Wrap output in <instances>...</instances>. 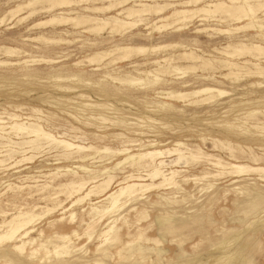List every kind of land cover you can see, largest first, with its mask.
I'll return each instance as SVG.
<instances>
[{
    "label": "rangeland",
    "instance_id": "374dc122",
    "mask_svg": "<svg viewBox=\"0 0 264 264\" xmlns=\"http://www.w3.org/2000/svg\"><path fill=\"white\" fill-rule=\"evenodd\" d=\"M20 1L25 0H0V20L9 9L21 3ZM211 1L215 0H206V2ZM72 8L75 9V12L80 9L75 6ZM40 11L43 10L36 11L37 14L33 13L21 19L29 13L28 9H25L20 12L22 14L19 13V15L10 18L11 20L5 19L6 21L0 22V112L5 109L7 113L16 114L21 118L39 119L37 122L55 137L72 140L75 144L93 143L95 146H108L112 149L124 147L130 151L133 149L134 152L137 148L153 142L158 143V148L161 149H174L176 148L175 143L180 142L188 145V147L191 146L190 148L197 146L205 153L219 155L227 159L229 158L228 155H231L227 149L212 147L211 144H208L214 137L221 141L227 139L232 145L242 148L241 153L236 152L234 154L237 156L236 162L253 167H264L263 76L254 79L243 77L238 80H231L220 77L226 72L224 70L195 69L193 71L186 70L184 74L161 75V77L159 76V84L157 83L158 85L155 84L153 87L143 86L139 83L122 85L116 80L125 78L127 73L135 74L134 70L138 69V64L141 65L145 61L151 63L146 64V67L140 66V70L155 68L153 61L164 59L172 51H176V49L169 47L161 48L156 52L148 53V55L144 54L145 56L139 54L141 57L138 55L134 57L135 59L132 58L127 62L107 67L104 66L107 60L98 63L93 62L94 65L92 62H83L78 64L79 66L74 64L85 59L86 54L105 50L115 43L149 47L163 46L172 42H185L188 44L187 49L196 50L197 55L206 58L208 56L222 58L223 56L213 50H220L228 43L234 45L245 39H253V42H257L262 33L257 30L231 32V29L240 24L219 21L214 18L206 19V21H197L196 19L188 29L174 33L168 29L163 33L153 31L150 34V28L146 25L135 27L129 33L122 35L110 36L108 30L89 34L87 32L77 33L81 29L73 28L69 24L34 26V24L49 19L53 14L58 13L57 11ZM113 14L115 12L111 13V15ZM202 28L226 31L230 29L228 32L230 35L226 32L222 34L211 30L202 31L203 33L196 32L197 29ZM135 33L141 34L140 39L138 36L132 35ZM39 36H43L48 42L42 43V40H39V43L36 42L37 39L34 38ZM62 38L69 42L63 41L57 42V44L50 41ZM165 41L168 42L165 43ZM10 48L14 50V53H6V49ZM245 60L264 66L263 62L250 59L249 56H240L235 61L243 62ZM177 64L188 65L187 62H178ZM117 67L120 68L116 69ZM105 73H109L110 76H106ZM69 74L70 76H68ZM72 74L81 75V79L73 77ZM208 76L211 77L207 78ZM245 79L247 81H244ZM184 82H188L189 88H187L188 86L183 87ZM56 86L78 87L74 88L73 92L59 90ZM100 86L103 90L113 86L119 92L117 91L115 96L109 97L99 95L97 92ZM180 86L182 87L180 88ZM205 86L214 87L226 93L210 101H199L205 98L204 95L186 98H169L166 96L167 92L186 93ZM79 94L87 97L76 98L75 96ZM72 97L74 99L65 100ZM87 103L100 104L101 106L98 108L87 107L85 105ZM214 103L216 104L214 105ZM163 104H166L168 108ZM15 106H18L19 109L14 108ZM30 108L39 111L32 112ZM250 111H257L256 115L254 114L256 119L253 115H249L248 112ZM96 112L101 117L94 121L93 117L98 115ZM68 114L73 118L71 119ZM5 117L2 115L3 122L6 124L8 120ZM122 121L128 125L124 127ZM86 122H89L88 125L83 124ZM257 123H262L261 125L258 124L260 128H253ZM72 127H76L78 130H72ZM114 134H120L119 138L110 137ZM97 136L102 137L97 138ZM10 137L13 142L17 143L21 140H27L24 137L21 140L12 135ZM5 141V139L0 141V151L7 150L4 147V144H7ZM248 146L251 148L249 151ZM12 150L14 151L10 153H12V157L15 153L14 157H11V160H7V156L2 157L5 159L6 166L0 167V197L2 196L0 198V210L6 212L5 218L10 217L9 214L15 213L17 211L15 209H18L19 206L26 207L25 203L28 207L32 204L38 206L45 204L44 200L38 199L36 194H33L32 197L23 196L24 199H19L16 196L19 194V189H7L6 184L12 183L16 187L42 184L43 181L48 180L42 175L53 172L55 168L81 163L73 159L55 156L57 152L53 149L49 150L45 146L39 151L24 152L25 157L32 155V159L15 165L22 153H19L18 145H14ZM143 152L149 157L151 150L148 149ZM160 153L162 155L159 158L162 160L175 158L172 154H166L162 151ZM251 154L257 156V162H252L249 159L248 156ZM109 156H104V159L109 158ZM2 158L0 157V159ZM119 158L122 159L120 156H115L103 163L97 162L98 159H95L96 162L93 164L89 163L91 161L83 164H90L91 169H95L101 164L109 163L107 166H110V164L116 163ZM230 159L232 162L234 161L232 158ZM148 160L146 159V161ZM26 167L27 169H24ZM168 168L169 166H166L163 170ZM173 168L182 170L180 173L182 176L193 175L196 177L200 176L199 172L203 168L213 169L204 158L191 167L178 164L177 168ZM130 171L126 166L123 171L116 172L117 176L113 180L111 191L118 188L116 185L119 181L121 182L124 177L133 173V175H143L141 176L143 179L138 180L141 185L151 183L157 185L161 181L157 177V179L145 177L146 172H142V170ZM211 173L213 174V172ZM24 175H31L35 178L21 181L23 178L19 177ZM64 180V176H57L52 184L55 186L60 181L63 183ZM262 180L264 181L262 175L251 172L238 176H229V174L209 175L199 181H193L190 178L186 184L179 183L177 187L174 186L175 188H168V186L160 184L143 192L137 201L126 203L127 205H124L122 210L115 213L113 217L108 219L104 216L97 224L89 225H87L88 201L71 206L72 200H65V196L60 195L59 199L63 201L62 205L52 209L53 212L50 211L49 215L46 214L37 220L24 239L0 244V264L3 261H11L13 264H264V182ZM35 181L36 183H34ZM208 182L212 183V187L206 188L205 184ZM201 187H203L202 190ZM4 190L7 193H4ZM21 191L26 193L28 189ZM31 191H35V188ZM98 200L100 199L91 197L92 203ZM8 204H12V207ZM71 214L72 219L70 218ZM4 216H0V222ZM115 218L118 219L115 228L108 237L109 240L103 242L102 238H98V234L101 230L106 229V226ZM181 219L184 221L180 222ZM168 227H171L169 231L165 229ZM86 234L91 235L87 238ZM61 236L67 238L62 240ZM31 240L33 243L26 244L22 251L15 250V246ZM31 247L35 248L33 254H31ZM61 247H67L68 254L56 256L54 252L61 253ZM43 250L48 253L45 254Z\"/></svg>",
    "mask_w": 264,
    "mask_h": 264
},
{
    "label": "bare ground",
    "instance_id": "6f19581e",
    "mask_svg": "<svg viewBox=\"0 0 264 264\" xmlns=\"http://www.w3.org/2000/svg\"><path fill=\"white\" fill-rule=\"evenodd\" d=\"M201 4H203V5L201 6ZM72 6L79 7L80 8L79 11L75 12V9H73ZM25 9H28L29 13L27 14V16L22 17L21 19L26 18V17L32 15L33 13L37 14L36 11H39V10H43V11L45 10V12L46 11H48V12L49 11H52V12L57 11L58 12L56 14H53V16L50 17L49 19H46L44 21H41V22L34 24V26H40V25L42 26L45 24H50L51 26L53 24L54 25L55 24H69L73 28L81 29L77 33L87 32L89 34V33H98L99 31H102V30H108L107 32H108V35H110V36H113L115 34L122 35V34H125L127 32L129 33L130 30H132L133 28L138 27L140 25L149 26V28H150L149 33L150 34L153 31H160L163 33V31H166L168 29L171 30L170 31L171 33H174V32H178L181 30L188 29L192 25L193 21L196 19H197V21H206V19H209V18H212V19L214 18V19H217L219 21H224V22H235L236 24H240V25L236 26L235 28L231 29V32L232 31H239V32L241 31L242 32V30L247 32V31L257 30V31H259V33H262L259 36V41H257V42H253V39L252 40L251 39H245L244 41L242 40L238 43H235L234 45L232 43L227 42L228 44L226 46L222 47L220 50L214 49L213 51H216L217 54L223 56L222 58L216 57V56H212V57L208 56L206 58V57L197 55L195 53L196 50L194 51L191 48L187 49L188 44L185 42H172L170 44L163 45V46H149V47L133 46V45L124 44V43H122V44L115 43L111 47H109L105 50L98 51V52L96 51V52H93L89 55L86 54L85 59L79 60L76 63H74V64L78 65V64H81L83 62H87V63L92 62V64L94 65L93 62L98 63L100 61L107 60V63L104 65L105 67H107L109 65H115L118 63L127 62V61L131 60L132 58L138 56L139 54H143V56H145L144 54L148 55V53L156 52L157 50H159L161 48L169 47L171 49H176V51L175 50L172 51V53L170 55L168 54L169 55L168 57H166L164 59L153 61L152 63L155 65V68H153L151 70H140L139 69L140 66L144 65L146 67V64L148 65V63H151L149 61H145V62L141 63V65L138 64V69L134 70L135 74L127 73L126 74L127 76L125 75V78L116 79L122 85L125 83L132 84V85L139 83L143 86L149 85V86L153 87V85H155L157 83L159 84L161 75L163 76V75L171 74V73L184 74L186 70L193 71L195 69L224 70L226 72L221 74L220 77L223 79L225 78V79H231V80H238L239 78H243V77L246 79L247 78H253L254 79L255 77H262V76L264 77V66H261L259 63L255 62L258 60V62L260 61V62L264 63V0H226V1L215 0V1H211V2H206V0H25L21 3L16 4L13 8L9 9L5 14L3 13L4 16L0 20V22L3 20L6 21L5 19L8 20L12 17H15V15L16 16L19 15V13ZM43 11H40V12H43ZM112 12H115V14L111 15ZM260 13H262V14L259 15ZM20 14H22V13H20ZM244 21H246V23H243ZM8 23H10V22L8 21ZM199 25H202V24H199ZM206 30L218 31L219 33L223 34L224 32L228 33L230 29H228V31H226V30H219V29L214 30V28H202V29H197L196 32L203 33L202 31H206ZM156 34H157V32H156ZM132 35L138 36L139 37L138 39H140V37H141L140 33H135ZM170 36H172V35H170ZM171 38H173V37H171ZM34 39H37L36 42L38 41V43H39V40H42L43 41V42L41 41L42 43H44V41L48 42V40L46 38H44L43 36H39V37H36ZM165 40H166V37H165ZM50 41L54 42V43L63 42V41L69 42L63 38L57 39V40H50ZM166 42H168V41H165V43ZM112 43H113V41H112ZM45 44H47V43H45ZM137 44H135V45H137ZM88 45H90V44L88 43ZM1 49H3V48H1ZM6 53H14V50H12L11 48L6 49ZM0 56H1V54H0ZM11 56H14V55H11ZM139 56L141 57V55H139ZM240 56H247V57L249 56L250 59L252 58L255 60L254 61L255 63L248 61V60H245L243 62L235 61L236 59L240 58ZM7 57H9V56L7 55ZM18 57H20V56H18ZM29 61H31V60H29ZM46 62H48V61H46ZM178 62H187L188 65H185V66L178 65L177 64ZM161 63H163V64H161ZM12 65L15 66L14 64H12ZM8 67H10V66H8ZM68 67H70V66H68ZM119 68L120 67H117L116 69H119ZM105 75L110 76L109 73H105ZM68 76H70V74ZM73 77H77L78 79H81V75L76 74V75H73ZM209 77H211V76H208L207 78H209ZM112 79H114V78H112ZM246 79L244 81H247ZM258 79H260V78H258ZM173 80H175V79H173ZM239 81H241V80H239ZM164 83H165V81H164ZM262 83H264V82H262ZM183 84H184L183 87L188 86L187 88H189L188 82H184ZM56 87H58L59 90L73 91L74 92V90H75L74 88H77L78 86L77 87L76 86L75 87H73V86L72 87L56 86ZM112 87L111 86L106 87V89L103 90V88H101V86H100L99 89L96 88V89H98L97 93H99V95H105L106 97H109L112 95L115 96L118 90L114 89L115 87H113V88ZM181 87L182 86H180V88ZM253 87H254V85H253ZM257 87H258V85H257ZM250 88H252V87L250 86ZM224 93H226V92L223 90H220V89H217L214 87L205 86V87H200L199 89L192 90L191 92H186V93H181V92H177V91L167 92L166 96L169 98H186L188 96H194V95L203 96L204 95L205 98H203L199 101H210V100L214 99L215 97L223 95ZM131 94H132V92H131ZM118 95L121 96L120 93H118ZM75 97L76 98H84L87 96H84L83 94H79V95H76ZM125 98H123V99H125ZM72 99H74V98L72 97V98L65 99V100L69 101ZM223 99H224V96H223ZM194 102H196V101H194ZM216 103H217V101H216ZM216 103H214V105ZM85 105L87 107L91 106L92 108L93 107L98 108L101 106L100 104L94 105V104H90V103H87ZM163 106H166V104H163ZM160 107L162 108V106H160ZM14 108L19 109L18 106H15ZM164 109H166V108H164ZM30 110L32 112L39 111V110L33 109V108H30ZM260 111H262V110H260ZM46 112L47 111H45V113ZM156 112H159V111H156ZM38 113H40V112H38ZM243 113H245V112H243ZM248 113H249V115H253V117H254L256 115L255 113H257V111H250ZM64 114H66V113H64ZM96 114H98V115H97V117H93L94 121L96 119H100V117H101L99 113L96 112ZM2 115H5L6 116L5 118L8 120L6 124L3 122ZM41 115H43V114H41ZM68 116H71V115L68 114ZM255 117H254V119H256ZM257 117H259V116H257ZM31 118H33V117H31ZM31 118H27V117L21 118L20 116H18L16 114H12V113L9 114L6 112L5 109H2V112H0V138H1V140L5 139L7 141V144L5 143L6 141L4 142L5 143L4 147L7 148V150L0 151V157L1 158L2 157L4 158L5 156H7L8 159L7 158L6 159L11 160L14 157L15 153H13L14 155L12 157L11 156L12 153H10V152L14 151V150H12L14 145L15 146L18 145L20 148L19 153H22V154H20V156H19L21 158L15 162V165H16V164H19L23 161H30L32 159V155L25 157L24 152L26 153V151H28V152L39 151L41 148L46 146L47 148H49V150L53 149L57 152L55 156H58L60 158L62 157L64 159H73V160H76V162L80 161L81 163L76 164V165L72 164L70 166H65V167L63 166V167L55 168L53 172H49L46 175H42L45 178H48V180L43 181L42 184H36L34 186L24 185V186H19V187L18 186L16 187V185L13 186L12 183L6 184L5 187H7V189H12V188L19 189V191H18L19 194H16V196L19 199H24L25 197H23V196H27V195L32 197L33 194H36L38 196V199L44 200L45 204L41 205V206H38L37 204H32L30 207H28V205H26L27 203H25L24 205L26 207L19 206L18 209L17 208L15 209L14 208L15 206H14L13 208L15 209V211L16 210L17 211L13 214H9L10 217H8V218L7 217L5 218V216H4V215H6V212L4 210H0V216H2V217L4 216V219H2V221L0 222V244L3 242H11L13 240L20 241V239H24L30 233V231L32 230V225L37 220H40L41 217L48 214L50 211H52V209H54L56 207H60L62 205L63 201L59 199L60 195H64L65 200H67V199L72 200L71 206L78 205L84 201H88L89 212H87V216H88L87 225H89L92 223L97 224L98 221L101 220L104 216H106V218H108V219L110 217H113V215L115 213H118L120 210H122L121 208H123L124 205H127L128 202L137 201L138 197L143 195L142 194L143 192L148 191L149 189H152L153 187H156L160 184L168 186V188L174 187V186L177 187L179 185V183L186 184V182L188 180H190V178L193 181H199L200 179L207 178L209 175L229 174V176H231V175L232 176H238V175H241L244 173H251V172L259 173L260 175H262L264 177V167H260V166H254L253 167V166L248 165V164H241V163L236 162L237 156H235L234 154H236V152L241 153L242 148L240 146L232 145L227 139H225L224 141H221V140L216 139L214 137L211 139L210 143L208 142V144H211L212 147H218L220 149H227L229 151L228 153L231 154V155H228L229 158H227V159H224L219 155L205 153L197 146L196 147L194 146V148H190L191 146L188 147V145H186L184 143H180V142L175 143L176 148H174V149H172V148L171 149H169V148L161 149V148H158V143L155 144V142H153V143L147 144L146 146H142V147L137 148L136 152H134V151H132L133 149L130 151L129 149L124 148V147H122L121 149H116V148L112 149L108 146H95V145H93V143L92 144L86 143L85 145L75 144L74 141H72V140L62 138V137H55L53 134H51V132L48 129H44L42 127L43 125L41 126L37 122V120H39V119L36 118L37 120H34L35 118L34 119H31ZM72 118L73 117L71 116V119ZM247 119H249V118L247 117ZM262 121H264V116H263ZM88 123L89 122H86L83 124L88 125ZM122 123H123L124 127L126 125H128V124H125L124 121H122ZM258 124L261 125L262 123H257V125L256 126L254 125L253 128L259 129L260 127H258ZM71 129L72 130H78V128H76V127H72ZM10 135L14 136L15 138L18 137V138H20V140H21V138L24 137V139L27 138V140H21L19 143L13 142L11 140L12 138L10 137ZM119 135L120 134H114V135H110V137L118 139ZM71 137L76 138L73 136H71ZM101 137L97 136V138H101ZM129 139H132V138H129ZM16 140H18V139H16ZM127 141L130 142V140H127ZM201 141H203V140L201 139ZM22 146H24L25 148ZM148 149L151 150L149 157H147V154H145L143 152V151H147ZM247 149H248V151H249V149L251 150V148L249 146L247 147ZM261 150H262V148H261ZM16 151H17V149H16ZM161 151L165 152L166 154L167 153L172 154L175 156V158H173L172 160H162L159 158V157H161L160 155H162V153H160ZM106 155H110V156H109V158L104 159V156H106ZM115 156L116 157L120 156V157H122V159L121 158H119V160L117 159L118 161L112 165L110 164V166H107V165H109V163H106V164H101V165L97 166L98 168L91 169L90 164H93L94 162H96V161H94L95 159H98L97 162L103 163L105 160H110L112 157H115ZM169 156H171V155H169ZM201 157L204 158V160H206L208 165L212 166L213 169L211 170L208 168H203L201 170V172H199L200 173L199 177H196L193 175L182 176V175H180V173H182V170H178V169L173 168V167L177 168L178 164H183V165L191 167L194 163H196L197 161H200L202 159ZM248 157L252 162H257V160H258L257 156L254 154H251ZM3 158L0 159V167L6 166L5 165V159H3ZM145 158L149 159V160L146 161ZM230 158H232L234 161L232 162V160ZM87 161H91V162H89L90 164H83L84 162H87ZM73 162L75 163V161H73ZM203 162L205 163V161H203ZM20 165L22 166V164H20ZM23 165H25V164H23ZM126 166L131 171L142 170V172L143 171L146 172L145 177H148L149 179L153 178V177H155V178L157 177V178H160L161 181L157 185L152 184V183L147 184V185H145V184L141 185L140 183H138V180L143 179L141 177L143 175L138 176V175H133L134 174L133 173L127 177H124L123 180L121 182L119 181L118 184L116 183L117 184L116 186L118 188L116 190L111 191L112 190L111 185L113 183V180L117 176L116 172L123 171L124 168H126ZM166 166H169V168L167 170H163L164 167H166ZM24 169H27V167ZM28 169H30V168H28ZM5 170H6V168H5ZM17 172L19 173L20 171H17ZM211 172H213V174ZM137 174H138V172H137ZM57 176H64L65 180L63 183L60 181L58 184L53 186L52 183L54 182V180ZM256 176H258V175H256ZM36 177H40V176H36ZM19 178H23V180H21V181H24V180H28L30 178L33 179L35 177L34 176L32 177L31 175H24V176L19 177ZM155 178H153V179H155ZM15 182H17V181H15ZM18 182H20V181H18ZM34 183H36V181ZM205 186H206V188H210V187H212V183L208 182L207 184H205ZM33 188H35V191H31V189H33ZM7 189H5V190L7 191ZM24 189H26V190L28 189V191L26 193L21 191ZM200 189L202 190L203 187H201ZM5 190L3 192L7 193V192H5ZM14 196H15V194H14ZM91 197H94V198L100 199V200L92 203ZM18 198H17V200H18ZM11 205H9V206H11ZM48 206H51V207L49 208ZM14 209H12V210H14ZM72 214L70 215L71 219H72ZM117 220H118L117 218L112 219V221L106 226V229L101 230L99 232L98 238H102L103 242H107L109 240L108 237L110 236V234L113 232V229L115 228V224H116ZM182 221H184V219L183 220L181 219L180 222H182ZM163 225H165V224H163ZM165 229L167 231H169L171 229V227H168ZM86 235H87V238H89L91 234H86ZM66 238H67L66 236H61L62 240L66 239ZM30 243H33L32 240L27 241L26 243H21L20 245L15 246L14 248H15V250H21L22 251L25 248V245L30 244ZM33 247H31V251H32L31 254H33V251L35 250V248H33ZM60 250H61V253L54 252L56 256H62V254H64V255L68 254L67 247H61ZM43 251L45 254L48 253L46 250H43ZM2 264H13V262L3 261Z\"/></svg>",
    "mask_w": 264,
    "mask_h": 264
}]
</instances>
